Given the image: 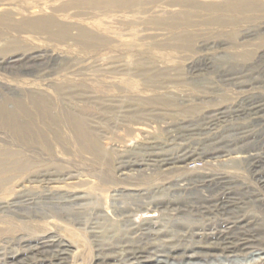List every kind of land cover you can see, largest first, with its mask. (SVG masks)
<instances>
[{"label": "rangeland", "instance_id": "1", "mask_svg": "<svg viewBox=\"0 0 264 264\" xmlns=\"http://www.w3.org/2000/svg\"><path fill=\"white\" fill-rule=\"evenodd\" d=\"M46 263L264 264V0H0V264Z\"/></svg>", "mask_w": 264, "mask_h": 264}, {"label": "bare ground", "instance_id": "2", "mask_svg": "<svg viewBox=\"0 0 264 264\" xmlns=\"http://www.w3.org/2000/svg\"><path fill=\"white\" fill-rule=\"evenodd\" d=\"M138 130H139L140 132L145 131L143 128H139ZM78 243H79V242H78ZM78 243H77V244H78ZM189 256H190V255H189ZM189 256H188V257H189ZM62 263H64V262H62ZM46 264H47V263H46ZM57 264H58V263H57ZM193 264H194V263H193ZM195 264H196V263H195Z\"/></svg>", "mask_w": 264, "mask_h": 264}]
</instances>
